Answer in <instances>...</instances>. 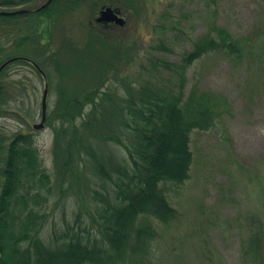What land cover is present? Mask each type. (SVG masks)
<instances>
[{
    "label": "trees",
    "instance_id": "trees-1",
    "mask_svg": "<svg viewBox=\"0 0 264 264\" xmlns=\"http://www.w3.org/2000/svg\"><path fill=\"white\" fill-rule=\"evenodd\" d=\"M31 1L0 0V66L17 58L0 73V114L8 100L26 93L25 81L31 78L24 71L9 83L12 66H27L34 76L50 79L47 63L52 64L64 80H70L59 86L60 99L47 113L61 190L67 181L84 180V186L78 189L74 219L65 217L63 227L54 226L45 238L52 174L31 131L11 135L0 131V264H157L154 221L168 224L178 214L164 184L189 179L191 132L212 128L220 115V98L196 84L184 98L186 70L212 52L242 58L250 44L217 26L215 34L200 35L181 61L153 62L169 70L174 83L149 73L137 85L128 70L136 60L132 54L137 46L126 38L125 26L99 24L102 31L78 51L79 62L66 65L51 40L44 42L42 32L51 36L56 13L74 10L82 0H51L29 13L2 12ZM28 46L35 52H27ZM74 71L83 85L73 83ZM9 111L28 127V120L36 117L33 106ZM251 241L253 259L264 264L261 233L254 232Z\"/></svg>",
    "mask_w": 264,
    "mask_h": 264
},
{
    "label": "rangeland",
    "instance_id": "rangeland-1",
    "mask_svg": "<svg viewBox=\"0 0 264 264\" xmlns=\"http://www.w3.org/2000/svg\"><path fill=\"white\" fill-rule=\"evenodd\" d=\"M46 1L33 0L10 9H33ZM106 5L121 9L127 21L126 38L137 46L132 54L136 60L128 69L137 85L143 84L149 73L174 83L175 76L153 62L181 61L200 35L209 31L215 34L217 26L246 39V45L249 42L242 58L212 52L186 70L184 98L196 84L220 98V115L212 128L191 132L193 163L189 179L181 184H164L178 214L168 224L154 221L158 237L153 260L157 264H258L253 259L251 239L254 232L261 233L264 254V0H82L76 9L63 15L56 13L51 36L42 32L44 42L51 40L64 64L79 62V50L84 51L95 32L102 31L96 18ZM26 51L34 50L28 46ZM47 67L50 79L34 76L27 66H12L9 83L24 71L31 78L25 81L26 93L14 97L15 101L8 100L0 114L2 133L23 130L35 135L40 157L52 174L50 218L42 233L45 238L50 237L54 226L63 227L65 217L70 222L74 219L78 189L84 186V180L67 181L65 190H61L54 132L47 122L43 129L33 127L41 121L46 86L49 113L60 99L59 86L68 80L55 72L52 64L47 63ZM78 71L73 72V83L83 85ZM19 106H33L36 111L35 119L28 120L29 127L9 113ZM20 116L26 117L23 113Z\"/></svg>",
    "mask_w": 264,
    "mask_h": 264
},
{
    "label": "water",
    "instance_id": "water-1",
    "mask_svg": "<svg viewBox=\"0 0 264 264\" xmlns=\"http://www.w3.org/2000/svg\"><path fill=\"white\" fill-rule=\"evenodd\" d=\"M51 0H47L43 4L39 5L38 7H35L33 9H39L41 7L46 6L49 4ZM32 8L29 7H20V8H15L12 10H3V13L6 14H17V13H29L30 11L33 10ZM98 22H115L119 25H124L126 23V19L120 15L119 11H117L115 8L111 6H104L101 11L100 15L97 17ZM17 58H11L4 62L0 66V73L1 71L8 66L11 62L16 60ZM42 71V70H41ZM43 72V71H42ZM47 98H48V87L46 86V89L44 91L43 99H42V114H41V121L38 123H35L33 127L35 129H43L45 127L46 119H47Z\"/></svg>",
    "mask_w": 264,
    "mask_h": 264
},
{
    "label": "flooded vegetation",
    "instance_id": "flooded-vegetation-1",
    "mask_svg": "<svg viewBox=\"0 0 264 264\" xmlns=\"http://www.w3.org/2000/svg\"><path fill=\"white\" fill-rule=\"evenodd\" d=\"M114 8L117 10V11H119V13H120V15H122V11H121V9L119 8V7H116V6H114ZM99 13H100V11H99ZM98 24H101L102 26L104 25V26H111V27H113V28H116V26H119V25H117V23H115V22H109V23H98ZM126 26V25H125ZM119 27H122V26H119ZM124 27V26H123Z\"/></svg>",
    "mask_w": 264,
    "mask_h": 264
}]
</instances>
